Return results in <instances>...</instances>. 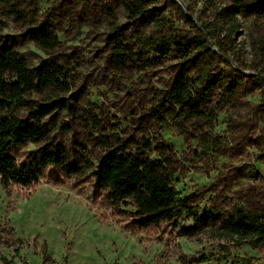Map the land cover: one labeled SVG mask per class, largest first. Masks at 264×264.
I'll list each match as a JSON object with an SVG mask.
<instances>
[{
  "label": "rangeland",
  "instance_id": "rangeland-1",
  "mask_svg": "<svg viewBox=\"0 0 264 264\" xmlns=\"http://www.w3.org/2000/svg\"><path fill=\"white\" fill-rule=\"evenodd\" d=\"M121 0H0V44L12 48L30 67L56 65L68 90L49 89L31 94L30 105L62 99L70 106L45 118L48 142L60 144L79 173L67 176L47 168L31 188L0 186V264H182L204 256L201 264H234L245 257L264 264V246L251 249L214 238L207 228L187 237L181 231L188 219L158 231H140L128 214L115 216L94 186L93 171L101 157L120 146L127 153L159 158L154 147L168 148L173 186L191 197L203 211L211 203L248 210L264 206V152L259 134L263 122L252 121V109L264 119V22L253 16L240 18V28L230 41L224 29L213 33L212 44L227 53L231 66L243 67L260 85L225 102L211 125L202 118L182 121L170 117L163 125L151 113L158 98L170 88L176 73L175 57H159L143 66L135 56L118 64L106 41L109 11L119 25L128 20ZM194 17L212 21L205 0H175ZM221 3V0H216ZM163 13L172 20L177 12L167 4ZM46 22L55 31L58 46L43 51L33 40V30ZM179 28L182 23L176 22ZM187 26H184L186 28ZM191 77V75H190ZM263 86V87H261ZM219 100L214 94L211 106ZM23 115V112H20ZM249 119V120H248ZM234 125L230 126V121ZM201 139H218L207 150ZM148 142L150 150L143 147ZM43 145H28L17 153L21 161ZM229 262H219L223 252ZM2 258L4 260L2 261ZM190 264V263H189Z\"/></svg>",
  "mask_w": 264,
  "mask_h": 264
},
{
  "label": "trees",
  "instance_id": "trees-1",
  "mask_svg": "<svg viewBox=\"0 0 264 264\" xmlns=\"http://www.w3.org/2000/svg\"><path fill=\"white\" fill-rule=\"evenodd\" d=\"M205 2L211 6V22L195 18L192 9H183L175 0H121L128 20L126 26L119 25L108 9L106 41L110 42L118 64L124 65L132 56L143 66L157 57H175L176 73L170 88L161 94L151 110L163 125L172 116L185 122L202 118L211 125L225 102L260 85L243 67L231 66L227 53L222 52L219 45L217 49L210 45L213 33L223 29L224 38L232 41L240 28V18L253 16L264 22V0ZM164 4L177 12L176 20L163 13ZM176 22L182 23L183 28ZM32 38L46 52L58 46L57 35L46 22L36 26ZM260 45L264 50V38ZM60 77L64 75L56 65L30 67L12 48L0 44V186L3 190L12 186L34 187L47 168H58L67 176L79 173L78 166L70 164L61 145L48 142L49 125L45 122L53 111L70 106L56 99L30 107L31 94H43L49 89L66 92L68 87ZM216 93L219 100L213 107L211 101ZM250 114L251 122H263L261 116L257 117L262 114L257 109L253 108ZM229 125L235 126L234 121ZM258 139L264 148L263 131ZM219 142L218 139H201V145L207 150L217 147ZM28 145L44 147L18 161V151ZM143 147L152 152L148 142ZM125 150L124 146L108 150L93 171L95 189L115 216L128 214L133 227L140 231H158L165 225L176 226L179 221L188 219L192 224L181 231L183 236L192 237L207 228L214 238L231 241L235 246L251 249L264 246V206L248 210L240 205L226 208L216 202L200 211L191 197H182L173 186L168 148L154 147L159 158ZM258 159L264 166V152ZM223 253L217 260L229 262V254ZM180 260L182 264H201L208 259L202 256L189 262L182 256ZM232 262L252 264L245 257L233 258Z\"/></svg>",
  "mask_w": 264,
  "mask_h": 264
}]
</instances>
